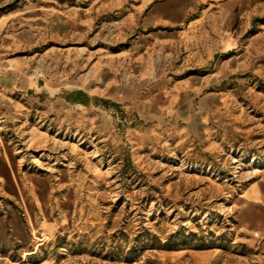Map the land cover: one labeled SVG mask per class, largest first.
<instances>
[{"label":"rangeland","instance_id":"rangeland-1","mask_svg":"<svg viewBox=\"0 0 264 264\" xmlns=\"http://www.w3.org/2000/svg\"><path fill=\"white\" fill-rule=\"evenodd\" d=\"M204 3L209 19L177 27L187 38L171 59L177 78L204 80L200 95L223 101L193 134L125 110L104 134L23 122L0 108V151L17 158L21 177L49 181L38 197L0 194V264H264V236L237 211L240 192L264 168V0ZM100 5L0 0L8 19L0 41L10 37L12 55L29 58L40 77L101 80L102 61L128 67L138 57L111 56L130 48L135 30L97 15Z\"/></svg>","mask_w":264,"mask_h":264},{"label":"crops","instance_id":"crops-1","mask_svg":"<svg viewBox=\"0 0 264 264\" xmlns=\"http://www.w3.org/2000/svg\"><path fill=\"white\" fill-rule=\"evenodd\" d=\"M99 4L97 15H107L112 23L135 30L130 48L111 56H118L119 61L127 55L138 58L134 62L130 59L128 67L117 63V59L102 61L106 63L101 80L89 77L80 85L57 76H38L29 58L12 55L11 38L4 37V42L0 41V108L11 107L14 118L23 122L34 117L72 128H96L104 134L113 127V115L124 110L145 123L180 122L186 135L194 133L193 123L198 124L202 114H207L204 120H211L209 115L223 104L219 93L201 96L206 81L191 79L192 76L177 78V68L171 61L187 38L177 27L208 20L206 10H202L208 7L207 3L202 6V0H92L93 7ZM238 6H245V2ZM5 20L8 19L0 16V32ZM126 74L131 81L122 80ZM216 126L212 123L213 132L218 134ZM214 133L197 134L212 137ZM20 173L17 158L1 150L0 194L18 199L22 189L38 197L48 189V179L24 173L21 177ZM237 211L240 224L264 236V168L240 192ZM44 219L43 226L48 230L45 213Z\"/></svg>","mask_w":264,"mask_h":264},{"label":"bare ground","instance_id":"bare-ground-1","mask_svg":"<svg viewBox=\"0 0 264 264\" xmlns=\"http://www.w3.org/2000/svg\"><path fill=\"white\" fill-rule=\"evenodd\" d=\"M255 164H256V166H257L258 164L261 166V165H264V162H260V163H258V164H257V162H255Z\"/></svg>","mask_w":264,"mask_h":264}]
</instances>
